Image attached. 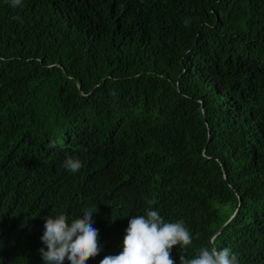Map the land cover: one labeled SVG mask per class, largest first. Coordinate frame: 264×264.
Wrapping results in <instances>:
<instances>
[{
  "label": "trees",
  "instance_id": "1",
  "mask_svg": "<svg viewBox=\"0 0 264 264\" xmlns=\"http://www.w3.org/2000/svg\"><path fill=\"white\" fill-rule=\"evenodd\" d=\"M147 199L264 264V0H0V264L89 207L100 264Z\"/></svg>",
  "mask_w": 264,
  "mask_h": 264
},
{
  "label": "clouds",
  "instance_id": "2",
  "mask_svg": "<svg viewBox=\"0 0 264 264\" xmlns=\"http://www.w3.org/2000/svg\"><path fill=\"white\" fill-rule=\"evenodd\" d=\"M10 3L16 7L22 0H10ZM62 166L76 173L83 162L68 156ZM146 203L149 207L145 214L133 215L129 220L122 252L105 256L100 264H174L173 246H179L180 264H240L239 254L229 247L202 246L194 256H189L187 249L198 234L193 235L183 219L166 220L152 207L158 203L156 199H147ZM97 211L95 207L86 208L83 215L71 221L65 213L45 217L40 238L44 246L39 249L44 264H64L66 259L70 264H85L90 257L95 258L102 250L98 246L99 229L94 227L93 214Z\"/></svg>",
  "mask_w": 264,
  "mask_h": 264
},
{
  "label": "water",
  "instance_id": "3",
  "mask_svg": "<svg viewBox=\"0 0 264 264\" xmlns=\"http://www.w3.org/2000/svg\"><path fill=\"white\" fill-rule=\"evenodd\" d=\"M230 220V219H229ZM228 220V221H229ZM228 221L216 232V234H218L220 232V230L228 223ZM210 241H212V239H210Z\"/></svg>",
  "mask_w": 264,
  "mask_h": 264
}]
</instances>
